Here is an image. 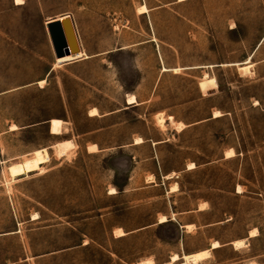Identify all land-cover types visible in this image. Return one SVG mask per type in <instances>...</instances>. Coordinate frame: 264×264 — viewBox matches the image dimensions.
I'll use <instances>...</instances> for the list:
<instances>
[{"label":"rangeland","instance_id":"1","mask_svg":"<svg viewBox=\"0 0 264 264\" xmlns=\"http://www.w3.org/2000/svg\"><path fill=\"white\" fill-rule=\"evenodd\" d=\"M25 1L0 4V264H160L215 241L197 264H264V0ZM63 13L80 53L55 60L43 22ZM41 149L42 173L10 181Z\"/></svg>","mask_w":264,"mask_h":264},{"label":"bare ground","instance_id":"2","mask_svg":"<svg viewBox=\"0 0 264 264\" xmlns=\"http://www.w3.org/2000/svg\"><path fill=\"white\" fill-rule=\"evenodd\" d=\"M14 1H15L16 5H23L24 4V0H14ZM179 1L182 2L185 0H179ZM146 11H147L146 7L144 5H141L137 8L136 13L140 15V14H144ZM252 67H253L252 63H246V65L238 66V69L240 70V72H243V74L245 73L247 75V74L252 73V71H251ZM126 103H127V105H137L136 97L134 95H128L126 97ZM88 114L90 117L98 116V114H99L98 109L92 108ZM220 116H221V114L218 111L214 112V114H213V118H217ZM168 121L173 125L175 124V122H173L171 117L168 118ZM156 123H158V125L160 127L165 128L166 125H165L164 117H163L162 113H159L156 115ZM48 124L50 126V128H49L50 134H52V135L63 136V135H66V133H68V128L66 127L68 123L66 121L64 122L61 119L52 118L49 120ZM184 126L185 125L182 122H178L176 124V127L178 129H181ZM134 142H135V144H139L142 142V140H141V138H139V139H135ZM74 146H75L74 143L71 140L67 139L66 141L57 142L54 145V148H55L57 154H59L60 156H67L69 151ZM97 151H98L97 145L88 146V152L95 153ZM31 155H32V158L29 161L24 162L22 160V158L25 156H21V157L15 158V160H17L16 163H13L12 165H9L7 167V175L9 177L10 181L15 180L18 177H27L30 175L31 172L42 173V170H43L42 165L47 163L48 158H49L47 149L37 150V151L31 153ZM233 155H234L233 149H230L229 151H227L225 153L226 158H231ZM189 167H192V166H189ZM150 182L153 183L154 178L150 177ZM8 185H9V183H8ZM176 188H177V186H174L172 188V191L176 190ZM237 192H239V187L237 189ZM109 194H115V190L111 189L109 191ZM201 208H202V205H201ZM165 220H166L165 217H160L161 222H164ZM190 228L191 227L188 226L186 229L188 230ZM114 234L116 237L121 238L126 233H124L121 229H117L114 232ZM254 236H257V230L256 229H252V231L249 234V238L254 237ZM231 246L234 249L239 250L245 246V240H234L231 243ZM218 247H220V244L218 243V241H215L214 243H212L210 249H208V250L199 251L193 255L183 254L182 257H180L177 254H174L168 262L160 263V264H174L175 262L179 261V259H182L183 264H197V263L203 261L205 258H209L211 256V251L214 250L215 248H218ZM137 264H157V263L152 258H147V259H144ZM252 264H256V263L252 262Z\"/></svg>","mask_w":264,"mask_h":264},{"label":"water","instance_id":"3","mask_svg":"<svg viewBox=\"0 0 264 264\" xmlns=\"http://www.w3.org/2000/svg\"><path fill=\"white\" fill-rule=\"evenodd\" d=\"M46 31L56 59L80 53L78 36L71 16L64 15L60 21L46 24Z\"/></svg>","mask_w":264,"mask_h":264},{"label":"crops","instance_id":"4","mask_svg":"<svg viewBox=\"0 0 264 264\" xmlns=\"http://www.w3.org/2000/svg\"><path fill=\"white\" fill-rule=\"evenodd\" d=\"M8 2H10L14 7H18V8H22V7H24V6H26V1L24 0V2H25V4L24 5H16L15 4V1L14 0H0V4L1 3H8ZM64 15H68L67 13H63V14H60V15H53V16H46L45 17V19H44V22H43V25H44V27L46 28V24H48V23H52V22H55V21H60L59 20V18H61V17H63ZM48 21V22H47ZM47 32V31H46ZM51 43V42H50ZM14 46L15 47V49H17V43H12V42H9V44H8V46ZM51 49H52V45H51ZM52 53H54L53 52V49H52ZM54 56H55V53H54ZM55 60H56V56H55ZM82 60H85V59H82ZM82 60H79V61H76V62H81ZM76 62H72V63H76ZM72 63H65V64H72ZM42 80H44L45 81V83H46V79H42ZM42 80H40V81H42ZM40 81H38V83L40 82ZM31 84H33V82H29L28 84H25V85H23V86H20L19 84H17V86H15V87H13V88H11L10 90H6V91H4L2 94H5V93H10V91H12V90H19L20 88H27L29 85H31ZM128 95H133V94H128ZM127 95V96H128ZM126 96V97H127ZM135 96V95H134ZM136 97V96H135ZM136 99H137V97H136ZM137 105H127L126 104V99H125V104L127 105V107L126 108H137L138 106H140L141 105V102H139L138 100H137ZM98 117H100V115L98 116ZM156 117V116H155ZM164 122H165V119H164ZM165 125H166V122H165ZM140 138V137H139ZM139 138H137V139H139ZM141 140H142V142L141 143H139V144H135V140L133 141V146H139V145H141V144H143L144 143V141H143V139L141 138ZM158 143V142H157ZM157 143H154L155 145L157 144ZM92 145H95V144H92ZM230 149H232V148H230ZM229 151V150H228ZM99 152V149H98V151L97 152H95V153H98ZM227 152V151H226ZM225 152V153H226ZM235 152V151H234ZM90 153V152H89ZM224 157H225V154H224ZM226 158V157H225ZM232 158V157H231ZM231 158H226V159H231ZM189 166H192V167H188V169H194V167H195V165L194 164H190ZM166 178H171V175L169 174V175H167V176H165ZM172 191V190H171ZM174 191H176V190H174ZM174 191H172V192H174ZM238 193V192H237ZM115 194H117V192H115ZM111 195H114V194H111ZM205 204H203L202 205V207L204 206ZM199 210L201 211V210H203L202 208H199ZM160 217H165L166 218V220L164 221V222H161L160 221V218H159V220H158V225L159 224H165V223H168L170 220L165 216V215H162V216H160ZM171 220L172 221H175L176 220V215L173 213L172 214V218H171ZM193 227L192 225H185V224H179V227L180 228H187V227ZM185 228V229H186ZM10 235H12V233H10ZM126 235V234H125ZM214 243V242H213ZM219 243V242H218ZM220 244V243H219ZM220 247H221V244H220ZM220 247H218V248H220ZM218 248H215V249H218ZM214 249V250H215ZM203 251V250H202ZM213 251V250H212ZM198 252V251H197ZM193 254H196V253H193ZM193 254H189V255H193ZM39 257V256H38ZM38 257H34L33 259L35 260L36 258H38ZM180 257H182V256H180ZM33 260V261H34ZM28 261V259L26 260V262ZM37 261V260H36ZM30 264V263H29Z\"/></svg>","mask_w":264,"mask_h":264}]
</instances>
